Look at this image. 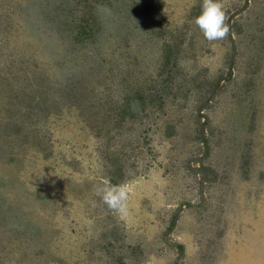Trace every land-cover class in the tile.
<instances>
[{
  "label": "rangeland",
  "instance_id": "374dc122",
  "mask_svg": "<svg viewBox=\"0 0 264 264\" xmlns=\"http://www.w3.org/2000/svg\"><path fill=\"white\" fill-rule=\"evenodd\" d=\"M223 3L0 0V264H264V0Z\"/></svg>",
  "mask_w": 264,
  "mask_h": 264
},
{
  "label": "clouds",
  "instance_id": "9594fccd",
  "mask_svg": "<svg viewBox=\"0 0 264 264\" xmlns=\"http://www.w3.org/2000/svg\"><path fill=\"white\" fill-rule=\"evenodd\" d=\"M193 22L209 42L222 41L229 36L230 27L223 0H202L200 14ZM94 192L111 211L118 215L127 214L130 192L127 185L112 184L110 180L105 179L94 186Z\"/></svg>",
  "mask_w": 264,
  "mask_h": 264
}]
</instances>
